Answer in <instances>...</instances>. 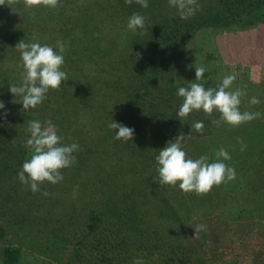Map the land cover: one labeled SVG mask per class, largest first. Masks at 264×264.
I'll list each match as a JSON object with an SVG mask.
<instances>
[{
  "label": "trees",
  "instance_id": "obj_1",
  "mask_svg": "<svg viewBox=\"0 0 264 264\" xmlns=\"http://www.w3.org/2000/svg\"><path fill=\"white\" fill-rule=\"evenodd\" d=\"M197 2L199 10L187 20L180 19L175 8L166 5L157 8L164 13L163 18L153 16L148 19L147 30L142 35L137 29L136 42L146 53L145 65L142 59L129 73L125 72L123 65H119L116 73L115 68L96 59L98 52L102 51L99 42L97 46L83 44L77 60L81 61L82 68L88 63L92 66L96 63L101 79L95 85L92 80L85 81L82 84L85 88L80 90L82 97L77 88L65 90L54 95L56 97L51 95L56 92L50 89L42 104L24 111L21 98L17 96L16 104H11L14 96L6 98L9 88L3 86V82L0 84V88L6 90L1 96L5 107L0 113V209L7 217H0L1 241L6 239L3 223L22 225V206L29 200L41 199L48 203L37 207L34 217L42 210L43 213L32 223L41 228L48 224V229L56 237L60 234L59 239L72 247L70 261L77 258V264H135L137 258L144 264H234V260L227 263L218 259L221 247L234 242L240 251L249 253V259L254 257L251 264H264V121L256 118L239 127L225 126L213 131L211 126L213 120L219 118L218 112L207 116L203 110L194 111L187 120H180L177 116L183 103V98L177 95L178 89L188 87L191 82V61L185 41L201 29L217 33L236 32L264 23V0ZM131 5L138 6L135 0ZM116 6L113 20L124 19L119 16L126 15L125 12L119 13L122 10L135 9L120 3ZM152 7L156 5L152 4ZM82 30L87 31L85 26H81ZM73 37L72 34L70 38ZM15 45L12 33L4 32L0 37V67L8 60L4 56L16 55ZM73 55L67 53L66 57ZM20 65L22 60H17L16 68L10 67L14 77ZM183 65L188 68V73L182 71ZM64 71L69 80L72 72ZM164 79L169 83H160ZM176 79L180 80L178 84L174 83ZM221 83L207 80L202 84L207 89L216 88ZM245 97L251 100L255 95L249 92ZM258 97L260 103H248L247 109L263 116L264 95ZM58 102L66 109H90L93 104L91 112L106 111L107 119H122L135 133L127 145L119 140L123 152L114 166L102 173L84 169V181L76 189L67 187L71 180L79 181L80 173L71 171L70 177L62 182V195L55 198L50 195L51 186L47 183L40 191H47L48 196L33 193L21 184L18 173L32 154L26 147L30 138L28 121L43 123L55 116L59 124L68 125L63 115L57 117L59 111L53 113ZM64 111L69 116L73 114ZM200 121L204 124L203 133L192 127ZM239 129L243 135L238 137ZM180 133L185 136L181 146L186 158L195 160L205 156L212 163L217 159L215 153L225 149L231 159L223 162L234 168L235 179L213 187L203 197L195 192L184 193L178 184L176 187H161L156 156ZM101 136L111 135L102 131ZM239 140L246 145L243 151ZM154 141L159 146H152ZM109 142L94 149L96 159L91 151L92 166L102 167L99 161L102 155L115 152L114 147L118 144L114 136ZM82 154L79 164L90 167L86 151ZM200 224L207 230H201L197 237L194 229ZM21 251L18 246L0 243V264H22L19 259Z\"/></svg>",
  "mask_w": 264,
  "mask_h": 264
},
{
  "label": "rangeland",
  "instance_id": "obj_2",
  "mask_svg": "<svg viewBox=\"0 0 264 264\" xmlns=\"http://www.w3.org/2000/svg\"><path fill=\"white\" fill-rule=\"evenodd\" d=\"M147 2L148 7L143 8L139 4L137 7L128 5L125 3V0H59V6L56 8H27L23 5L21 0V4L14 7L12 10L8 6H0V37L2 38V34L4 32L10 31L13 35V43L15 44L22 39L25 43L38 42L41 46L47 44L53 47L54 51L58 54V44L63 45L64 52L62 55L64 56L65 63L61 70H68L72 72L69 74L72 77L63 84L61 83L60 90H54L56 94L51 95L58 96L65 90L76 88L78 92H80V90L84 87L82 84L85 83V81L92 80V84L95 85L98 84L101 79V74H98L99 66H97L96 63H94L93 66L88 63L87 66L85 65L86 67L82 68L81 61L77 60V55L82 52L83 44L88 43L91 46H97V43L99 42L101 46L100 49L102 51L98 52L96 59L101 60L107 66L115 68L116 73L119 72V65H123V67H125L126 73L134 70L136 62H140L142 59L143 64L145 65L144 59L146 53L142 52L137 46V34L133 35L127 28L128 19L133 13H139L140 15L146 17V22L153 16H157L159 19H162L163 17H161V15L164 13L157 8L164 5H166L167 8H172L169 6L168 0H147ZM116 3L123 4L125 7H133L135 9H130L129 11L122 10V12L119 13L125 12L126 15L119 14V16H121V18L124 17V19L113 20V10L117 12ZM152 4H155L156 7L153 8ZM81 26H85L87 31H81ZM145 30H147L146 27ZM139 31L141 30L139 29ZM72 34L74 37L70 38ZM263 40L264 23H258L253 27L236 32L226 31L217 33L211 29L198 30L185 41V47L191 61V82L195 81V67H205L210 63L211 69L215 70L217 76L219 75L220 58L223 54L226 57L225 51L222 55H219V43L222 44V49L226 47L227 52L231 54L240 44H243V48H246L244 53H247V48L250 49L252 61H257L254 57L257 54V49H260V45ZM88 49L90 48L88 47ZM67 53L74 55L67 58ZM12 56H14V53L4 56V58L8 60L0 67V84L3 82V86L7 88L10 87V84H16L19 86L25 74L23 66L21 65L20 70L16 73L15 77L11 74L13 68H16L15 63H17V60H21V56L18 51L14 57ZM229 57H232V55H229ZM257 63L260 62L257 61ZM182 71L188 73V68L185 67ZM234 74L239 81L242 80L240 76H238L237 72ZM121 76L122 75H120V77ZM185 76L187 77V74ZM129 78L130 77H126V79ZM173 78L174 76L172 75V79ZM14 80H16L15 83ZM207 80L222 82L221 79L218 80L214 78L213 73L209 76V72L204 74L203 80L196 82L203 83ZM157 81L159 82L158 79ZM179 82L180 80L178 79L174 81L175 84H178ZM160 83L166 84L169 83V80L164 79ZM240 87L244 89L246 85L243 83V85H238V88ZM236 88H233L232 90H235ZM4 91L6 90L1 87L0 101H2L1 96ZM247 94H249L248 91ZM12 96V93L5 95L6 98ZM48 96L51 97L50 94ZM80 97H82L81 92ZM246 98L248 97H242L241 100L249 103L250 100H246ZM18 99L19 97H13L10 100V103L15 105L16 100ZM60 103L61 102L55 104L53 113L55 114L59 111L57 117H59V114L63 115L67 118L69 122L68 125L59 124L58 119L55 116L49 118L47 121L50 120L52 123L55 122L54 125L57 127V134L62 137L61 143L63 145L76 143L79 150L72 153L75 157V162L68 168L62 170V175L64 177L63 180L55 185L47 183L51 186L50 195L55 198H59V196L62 195V182L66 181L70 177L71 171H77L80 173L78 178L79 181L77 183V180H71L67 184L68 189H76L75 187L84 181L82 176V174H84V169L102 173L106 172L108 167L114 166L113 164L117 163L123 152V144L120 142L121 140L119 141L115 139V143L118 144V146L114 147L115 152L102 155V158L99 160L102 162V167L92 166V159L94 158L93 151L98 146L101 147L103 145H108L110 143V137H115V130L109 128V124L112 120L129 127L127 122L122 121V119H107L105 117V114H107L106 111H97L95 113L91 112L93 104L90 109L85 107L82 109H66L63 104ZM94 104L98 105L97 102ZM64 110L73 112V114L70 113L69 116L68 112H65ZM215 120L217 123H212L211 130L213 129V131H218L225 128V126L229 127V125L221 119V116ZM41 124L43 125L44 122ZM102 131L110 134L111 136H101ZM242 135L243 134L239 129L237 136L239 137ZM70 140H72V142H70ZM124 143H126V145L128 144L127 142ZM158 144L159 143L154 141V144L151 145L157 147L159 146ZM83 151H86L89 159L88 161H90V167L88 168L78 162L79 159H81V156H83ZM91 151L93 158L89 156ZM39 193H42V191H39ZM55 198L51 199L55 200ZM1 199L2 197L0 195V200ZM46 203H48L47 200L41 201V199H37L29 200L27 204L23 205V224L17 226L13 223H3L5 228V237L7 240H0V243L3 242L12 246H18L22 250L21 252H23L19 258L22 264H77V258H75L76 260L73 262L70 261V258L72 257V247L59 239L58 236L60 234L56 237L55 234L48 229V224L44 228H41L36 227L32 223V221L36 220V217L43 213L42 210L38 216L34 217L38 211L37 207H42ZM51 212L53 213L54 210ZM0 217L7 219L6 216H3L1 209ZM62 217L63 216L59 214V218L62 219ZM238 248L239 247L235 242L230 243L223 248L221 247L219 250L221 257L218 259L227 263L234 260V264L253 263L254 257L251 256L249 259V253L240 251Z\"/></svg>",
  "mask_w": 264,
  "mask_h": 264
},
{
  "label": "clouds",
  "instance_id": "obj_3",
  "mask_svg": "<svg viewBox=\"0 0 264 264\" xmlns=\"http://www.w3.org/2000/svg\"><path fill=\"white\" fill-rule=\"evenodd\" d=\"M27 8L48 7L56 8L59 0H22ZM131 5L133 0H125ZM143 8L148 7L147 0H135ZM21 4V0H0V6H8L11 10ZM170 7L175 8L180 19L187 20L195 15L200 5L197 0H168ZM146 25V17L139 13H133L127 23V28L133 35L143 34ZM59 54L53 47L40 43H25L20 40L16 45V50L20 53L24 76L19 86L10 84L9 92L14 97L19 96L23 105V110L37 108L46 99V93L51 90H60L62 82L68 80L65 71L61 70L65 63L64 46L58 44ZM208 69L204 66L195 67V81L188 82V87H180L177 95L183 98V103L179 107L177 116L180 120H187L189 114L194 111L203 110L207 116H212L218 112L221 119L231 127H239L243 123L250 122L261 116L259 112H241V98L247 96V91L242 88L232 90V85L236 80V75H226L222 83L216 88L205 89L201 81ZM78 99V98H76ZM251 105H257L260 101L252 97L249 101ZM5 107L0 101V109ZM6 115V113H5ZM213 123H217L213 120ZM193 129L198 133H203L204 124L202 121L195 122ZM109 128L115 130L116 140L129 142L134 139V129L124 126L114 120L109 124ZM30 138L26 141L31 158L22 165V170L18 173V179L33 193L39 192L45 183L52 185L63 180L62 170L68 168L75 162L73 152L78 151V145H63L62 137L57 134V127L49 120L42 125L38 120L28 121ZM190 135V134H189ZM185 136L180 133L173 141L159 151L156 156L157 171L159 173L158 183L161 187L168 185L176 187L184 193L195 192L198 196L207 195L213 187L226 184L235 179L236 173L233 167L226 165L223 161L231 159L229 153L221 148L215 153L216 161L209 163L208 157L201 156L198 159L186 158V152L182 149L181 142ZM239 139V138H238ZM241 151L246 148L242 140ZM27 174V175H26ZM44 196L49 193L44 191ZM195 235L201 230L206 231L203 224L197 225ZM135 264H144L143 260L137 258Z\"/></svg>",
  "mask_w": 264,
  "mask_h": 264
},
{
  "label": "crops",
  "instance_id": "obj_4",
  "mask_svg": "<svg viewBox=\"0 0 264 264\" xmlns=\"http://www.w3.org/2000/svg\"><path fill=\"white\" fill-rule=\"evenodd\" d=\"M218 47H220V49H218L219 55H222V53L225 51L226 57L223 54V56L220 58V73L218 76L216 75L215 70L211 69V63L208 64V66H205L208 69L207 72H209V76H211V73H213L214 78L223 80L226 75H231L237 72L238 76H240L242 80L239 81L236 78L232 85V89L236 87L238 88V85H243L244 83L246 85L244 89L255 95L257 99L259 98V95H264V40L260 45V49H257V54L254 57L260 63H257V61H252L250 49L247 48V53H244L246 48H243V44H240L235 51L233 50L234 52L232 54L227 52L226 47L222 49L221 43H219ZM229 55H232V57H229ZM262 102L264 103V101ZM247 106L248 102L242 101L240 110L242 112L248 111ZM260 118L262 121H264V113L263 116H260Z\"/></svg>",
  "mask_w": 264,
  "mask_h": 264
}]
</instances>
